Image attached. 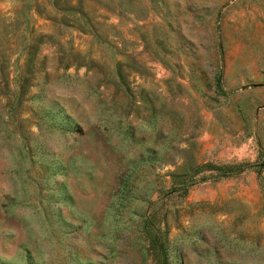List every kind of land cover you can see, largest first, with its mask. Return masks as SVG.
<instances>
[{"label": "rangeland", "instance_id": "1", "mask_svg": "<svg viewBox=\"0 0 264 264\" xmlns=\"http://www.w3.org/2000/svg\"><path fill=\"white\" fill-rule=\"evenodd\" d=\"M49 2L0 0V264H264V0Z\"/></svg>", "mask_w": 264, "mask_h": 264}, {"label": "trees", "instance_id": "2", "mask_svg": "<svg viewBox=\"0 0 264 264\" xmlns=\"http://www.w3.org/2000/svg\"><path fill=\"white\" fill-rule=\"evenodd\" d=\"M31 1V0H29ZM49 6L52 8V11L55 13H48V17L50 19L60 20L62 23H70L76 28H78L82 32H89L97 37V39H101L104 41L100 33L97 31V28L92 20V17L89 15L88 11L84 9V7L81 4V0H49ZM28 8H30V4L28 3ZM33 8L40 13L41 7L40 3L35 2L33 4ZM57 15H60V18H58ZM25 16H28L27 14ZM32 38V37H31ZM42 34H40L36 39L30 40L26 47H22L23 50H25V69L30 70L29 62L30 58L33 55L34 49L37 45V43L41 40ZM2 50L0 51V53ZM2 59L0 63V70L1 75L3 79L6 77V65H5V53H2ZM74 59L69 58L67 61V64L70 65L71 61ZM84 60V59H82ZM79 60L77 61L78 64H86L84 61ZM92 62V61H91ZM94 62V61H93ZM99 64V63H98ZM100 68H104L105 66L103 64H99Z\"/></svg>", "mask_w": 264, "mask_h": 264}]
</instances>
